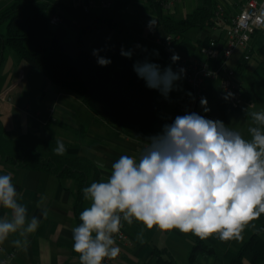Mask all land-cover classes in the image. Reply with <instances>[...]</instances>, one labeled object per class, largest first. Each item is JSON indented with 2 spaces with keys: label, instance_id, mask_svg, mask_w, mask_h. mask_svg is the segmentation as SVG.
<instances>
[{
  "label": "crops",
  "instance_id": "obj_1",
  "mask_svg": "<svg viewBox=\"0 0 264 264\" xmlns=\"http://www.w3.org/2000/svg\"><path fill=\"white\" fill-rule=\"evenodd\" d=\"M101 1L59 0L66 8L87 5L91 13L105 17L110 16L114 12L115 4L121 2L114 20L107 27L85 37L90 53L93 55V50L99 49V56L105 58L123 47L125 51L131 50L132 56L137 59L141 61L147 59L151 63L160 65L161 69L169 65L173 68L174 63L171 61L173 54H178L180 59L187 61H204L201 43L208 39H216L222 44L225 29L231 19L238 14L242 2V0H213L215 12L222 14V23L217 22L220 20L218 18L214 21V25L206 29H190L173 43H166L167 34L147 0H114V2L109 0L111 5L107 8L100 5ZM163 1L170 4L169 7L163 5L164 14L175 21H182L188 14L202 6V0ZM9 2L11 0H0V9ZM152 17L157 20L158 27L150 30L147 25ZM261 32H254L251 39H256ZM76 36L75 29L71 33L70 41L74 42ZM261 40H264V37ZM137 44L141 47L136 48ZM249 51L250 59L253 52L251 43H249ZM243 54V49L236 50L228 66L235 71L234 80L242 87L247 104L239 107L237 111L229 110L227 108L229 101L223 98L226 94L218 78L206 83L204 97L210 107L211 119H219L229 127L240 131L245 139H251L247 129L253 125L251 117L244 109L250 105L248 112L264 111V105L257 108L252 85L247 84L248 90L242 86L245 84L240 80V75L247 67V64L245 67L242 66L245 61ZM249 59L246 61L248 62ZM259 64H264V61ZM255 77L259 86L264 88V79L256 75ZM176 85L167 99L159 91L154 94V103L158 112L151 136L159 134L163 125L172 123L179 114L182 96L188 84L179 80ZM217 87L221 93L216 91ZM0 122L6 139L30 135L45 142H54L55 147L59 139L63 141L67 150L63 157L71 159L82 156L95 166L96 161L104 163L107 171L96 166L100 180L107 179L111 165L121 155L136 158L140 146L137 138L118 133L97 118L78 96L55 87L27 63L17 60L7 49L0 64ZM29 143V140H23L26 147ZM8 173L12 174L13 183L24 196L20 202L26 205L29 218L36 216L41 219V223L35 233L28 234L29 243L26 249L13 245V240L22 239L18 234L10 235L7 241L0 244V261L4 260L7 264H80L72 247V229L76 227L73 212L75 192L73 181L59 180L42 171L19 168L0 158V175ZM84 206L89 207L90 201L85 200ZM44 210L48 212L46 219L41 216ZM5 213L10 216L9 210L0 207V217ZM123 228L127 238L117 244L120 248V256L113 264H154L155 257L152 253L154 247L165 249L177 264H188L195 235L184 234L178 230L160 231L157 228L148 230L136 221L131 225L123 223ZM256 228L255 220L245 228L242 240L221 241L218 236L210 237L215 246L214 254L200 256L199 264H226L224 251L238 248L253 236ZM138 234H142L143 242L138 239ZM241 264L250 263L244 260Z\"/></svg>",
  "mask_w": 264,
  "mask_h": 264
},
{
  "label": "clouds",
  "instance_id": "obj_2",
  "mask_svg": "<svg viewBox=\"0 0 264 264\" xmlns=\"http://www.w3.org/2000/svg\"><path fill=\"white\" fill-rule=\"evenodd\" d=\"M157 25L152 17L147 26L153 30ZM99 51L93 50L98 65L111 64ZM121 55L131 58L133 52L122 47ZM179 59L178 54L171 56L173 63ZM133 70L165 99L186 75L183 67L161 69L147 59L134 63ZM233 95L229 92L223 98ZM200 105L205 113L210 111L205 97ZM249 107L244 111L251 117L253 126L247 129L251 139L219 119L186 112L148 137L139 160L121 155L106 180L85 187L83 195L90 206L80 212L81 223L72 229V247L80 264L115 260L120 255L115 234L125 222H139L148 230H178L201 240L214 235L221 241L242 240L245 228L264 214V111L248 112ZM53 151L60 156L66 153L62 140L57 139ZM95 163L107 171L104 163ZM23 199L12 174L0 175V207L10 212L0 217V244L18 234L22 239L13 240V245L26 249L28 234L38 230L41 219L29 218L26 205L20 202ZM47 215V210L42 211L43 218ZM141 236L138 239L143 242Z\"/></svg>",
  "mask_w": 264,
  "mask_h": 264
},
{
  "label": "trees",
  "instance_id": "obj_3",
  "mask_svg": "<svg viewBox=\"0 0 264 264\" xmlns=\"http://www.w3.org/2000/svg\"><path fill=\"white\" fill-rule=\"evenodd\" d=\"M147 1L172 43L190 29H206L214 25L216 12L213 0H202V6L182 21H175L164 14L163 0ZM120 5L121 2L115 4L114 12L105 17L85 12L81 5L66 8L59 0H11L0 9V64L5 50H10L17 60L27 63L52 85L78 96L97 118L118 133L146 142L156 125L158 109L154 94L158 90L149 89L134 72V63L143 61L134 56H122L120 49L105 57L111 60V64L102 67L85 43L88 34L107 27L114 20ZM58 11L62 13L63 22L52 28L50 17ZM65 25L76 29L74 42L65 40ZM206 43L207 40L201 45ZM246 64L247 61H243L242 66ZM254 73L264 79V64H259ZM227 108L238 110L230 105ZM25 139L30 141L27 147L23 144ZM54 148V142H45L30 135L6 139L0 122V158L19 168L73 181V212L76 226H79V214L85 209L86 200L83 189L93 181H100V174L87 158H65L56 155ZM256 221L257 228L250 239L235 250L224 251L226 264H241L244 260L250 264L264 262V214ZM214 248L210 238L201 240L194 236L188 264H199L198 258L214 254ZM152 253L154 264H177L165 249L154 247Z\"/></svg>",
  "mask_w": 264,
  "mask_h": 264
},
{
  "label": "built area",
  "instance_id": "obj_4",
  "mask_svg": "<svg viewBox=\"0 0 264 264\" xmlns=\"http://www.w3.org/2000/svg\"><path fill=\"white\" fill-rule=\"evenodd\" d=\"M100 5L103 8H107L111 5V1L102 0ZM164 5L169 7L170 4L168 5L165 2ZM82 9L87 12L89 11V6L84 5ZM221 17V12H217L213 21L220 18L217 22L222 23ZM62 22V13L58 11L50 17L49 24L52 28H56ZM261 30H264V0H242L238 14L231 19L229 26L225 29L223 43L219 44L216 39H208L207 43L202 47V53L205 56L204 61H187L182 58L173 64V71L181 67L186 69V75L181 81L188 84L182 96L178 115H184L186 112H196L211 119L210 111L207 113L203 111L200 99L204 97L206 83L216 78L220 80L221 88L226 94L229 92L234 94L229 99L230 106L239 108L247 104L242 87L234 80L235 71L229 68L228 62L238 49L244 50L243 60H248L250 57L249 43L252 34ZM165 41L166 43H170L171 37L167 36ZM189 92L195 99H192L188 95ZM207 107L209 106L207 105ZM148 143L147 141L140 142L137 160H139L143 149ZM126 238L127 236L122 226L120 233L115 234L116 244L125 241ZM119 256L115 260L105 259L104 264H113ZM0 264H7V262L3 260L0 261Z\"/></svg>",
  "mask_w": 264,
  "mask_h": 264
},
{
  "label": "rangeland",
  "instance_id": "obj_5",
  "mask_svg": "<svg viewBox=\"0 0 264 264\" xmlns=\"http://www.w3.org/2000/svg\"><path fill=\"white\" fill-rule=\"evenodd\" d=\"M65 27H66L65 40L68 42H72L70 41L71 33L74 32L75 28L73 26H66V25ZM261 35L262 37H264V32H261L256 39L255 38L251 39L250 43L253 46L252 57L247 62V67L245 68V71L240 75V80L245 84V86L242 85L245 90H248L247 84L253 86V90L255 91V100L257 101L258 104L257 105L258 109L260 108V106L264 105V88L260 87L259 84L257 83L258 81L255 77V74L253 73V70L256 68L258 63L264 61V40H261L262 38ZM216 91L220 92L218 87L216 88Z\"/></svg>",
  "mask_w": 264,
  "mask_h": 264
}]
</instances>
